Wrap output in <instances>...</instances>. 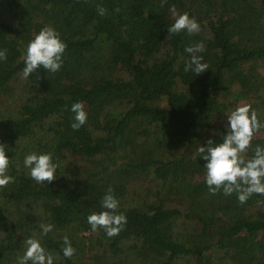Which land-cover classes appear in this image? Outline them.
Returning <instances> with one entry per match:
<instances>
[{
    "label": "trees",
    "instance_id": "1",
    "mask_svg": "<svg viewBox=\"0 0 264 264\" xmlns=\"http://www.w3.org/2000/svg\"><path fill=\"white\" fill-rule=\"evenodd\" d=\"M172 5L200 32L168 36ZM45 25L67 45L62 66L23 79L26 46ZM199 42L209 68L195 76L184 49ZM4 48L0 143L14 182L0 188V264H17L29 237L54 264H264V195L241 205L210 194L196 155L209 138L222 142L242 103L264 123V0H0ZM78 101L88 120L74 131ZM257 145L264 129L246 159ZM30 152L52 154L54 181L31 179ZM109 185L127 217L112 238L86 219ZM41 223L53 231L42 236Z\"/></svg>",
    "mask_w": 264,
    "mask_h": 264
},
{
    "label": "clouds",
    "instance_id": "2",
    "mask_svg": "<svg viewBox=\"0 0 264 264\" xmlns=\"http://www.w3.org/2000/svg\"><path fill=\"white\" fill-rule=\"evenodd\" d=\"M167 0H161V7ZM100 15L106 13V9L97 5ZM119 8L116 9L119 12ZM170 11L174 17V23L167 28L168 36L186 31L189 35L199 33L200 25L194 17L187 12L178 13L175 5ZM67 48L66 43L61 39L60 33L52 26H43L26 46L24 56V68L22 78L27 79L38 69L43 68L47 72L55 73L60 70L63 54ZM185 52L189 59L185 61L184 71L199 75L208 70L209 65L203 62L200 53L205 51L203 42L187 46ZM6 48L0 49V61L7 60ZM71 112L74 113L73 122L70 127L78 131L87 123L88 114L85 111L84 102L78 101L72 104ZM226 135H223L222 142L214 143L209 138L203 145H199L196 155L205 161L203 167L206 169L204 182L208 191L216 195L221 190L225 196L236 194L238 202L243 205L248 199L256 195H264V147L257 145L253 149L254 155L245 158L244 154L252 148L254 136L264 129L262 123L252 106L242 103L227 114ZM7 145L0 143V188H5L9 183L14 182V177L8 174L10 164L6 155ZM23 164L30 170L29 174L37 184L54 181L58 165L53 162L52 154L48 152H30L25 155ZM258 204L264 201H257ZM119 200L114 195L111 185L108 186L100 201L101 211H93L87 216V223L91 232L103 229L108 238L118 236L127 224V217L123 212H118ZM51 223H41V235L46 236L53 231ZM25 251L18 256L17 264H54V256L47 251L41 241L29 237L25 240ZM63 255L71 258L76 249L72 246L68 236L63 237Z\"/></svg>",
    "mask_w": 264,
    "mask_h": 264
}]
</instances>
